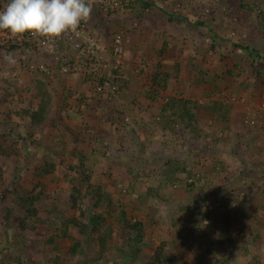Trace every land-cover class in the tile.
<instances>
[{"label": "rangeland", "instance_id": "1", "mask_svg": "<svg viewBox=\"0 0 264 264\" xmlns=\"http://www.w3.org/2000/svg\"><path fill=\"white\" fill-rule=\"evenodd\" d=\"M141 1L130 9L104 12L115 18H109L106 27L112 35L102 33L107 44L116 31L124 34L126 44L119 78L123 87L112 97L98 93L83 72L74 79L83 82L82 89L69 87L71 74L61 72L54 55L0 44V134L24 128L28 137L30 120L22 112L37 107L38 81L43 78L53 98L33 138L64 149L57 158L63 157L62 168L42 178L37 206L42 221L34 230L17 229L13 242L22 241L17 244L28 264H169L165 255L175 257L171 264H219L224 256L231 264H264V59L252 63L235 45L264 53V0H247L255 2L258 11L242 7L241 0H144L154 3L148 6ZM164 41L168 48L160 59L156 52ZM9 55L14 63L5 59ZM158 60L163 70H172L178 60L182 64L179 77H172L152 100L145 95ZM197 67L213 80L194 81ZM181 95L201 101L198 131H189L182 122L174 124V130L163 124V102ZM69 128L76 130L88 155L79 171L89 178L81 179L79 172L75 178L84 188L102 185L112 205L107 206L104 197L96 206V197L89 195L80 201L81 208L71 206L72 183L65 174L68 164L79 159L71 154L77 140ZM28 140L20 142L21 152L0 151V257L9 227L2 218L5 209L13 207L12 190H30L38 180L34 167L44 152ZM176 160L178 169L171 165ZM198 160L204 162L200 171L195 168ZM218 161L223 169L213 170ZM218 186L223 187L224 203L215 199L213 188ZM118 206L144 229L138 257L127 262L126 254L132 252L128 238L135 232L118 224ZM15 211L23 214L17 207ZM92 212L104 215L101 230L110 232L105 252L96 237H84L75 223H66L83 222ZM65 232L84 237L82 253L68 262L63 256L71 239ZM206 249L211 253L204 257Z\"/></svg>", "mask_w": 264, "mask_h": 264}, {"label": "trees", "instance_id": "2", "mask_svg": "<svg viewBox=\"0 0 264 264\" xmlns=\"http://www.w3.org/2000/svg\"><path fill=\"white\" fill-rule=\"evenodd\" d=\"M243 1L241 3L242 7L249 8L250 10H255L258 11V5L255 4V2H249L247 0H241ZM246 1V2H245ZM144 6L151 5L152 3H149L148 1H141ZM113 12H110L109 14H112ZM172 17V16H171ZM263 26H264V15H263ZM211 33H214L213 29H210ZM118 32V31H116ZM108 33V32H107ZM106 33V34H107ZM112 32H109L111 34ZM217 35H213V38ZM236 46L241 47V51L244 54H247V56L250 58L252 63H256L259 59H264V53H261L258 49L253 48L249 45L246 44H240V43H235ZM168 43L167 41H164L160 47L157 49L156 54L160 59H162L164 56V53L167 50ZM212 46L215 47V43L213 42ZM11 50L19 49L21 48L17 44H11L9 46ZM181 62L178 60L174 64V68L172 70H163V65L161 64V60L157 61V64L154 65V71L151 73V78H150V83L148 85V89L146 92V97L148 99L155 100L157 99V96H160L161 90H165L168 87V83L172 77H179V71H180V66ZM44 74H46V71L49 72L47 69L41 70ZM196 76H194V81H207V80H213L212 78H207V73L206 71L201 68L197 67ZM229 72H232L231 69H228ZM75 72L70 71L64 73L65 75L68 74H73ZM86 80L88 82L92 81L95 84H97L98 80L91 74V73H86L85 74ZM103 79V78H102ZM39 84L40 88H38V97H39V103L35 109L28 110V109H23L22 113H25L26 116H28L30 120V124L26 125L28 126L31 131L28 137L25 138L24 135V128H22L21 131L16 132L14 129L9 130L8 132L4 131L2 134H0V151L3 153H9L10 151L17 152L20 149H22V146L20 144L21 141L27 140L30 141L31 143H35L36 149L41 150L43 155L41 156V159L38 160V162L35 164L34 167V173L35 177H38V180L34 184V186L29 190V189H22L21 186L18 188H14L12 190V193L14 194V197L12 199V204L13 207H7L5 209V215H3L5 222L8 223L9 227L6 228L7 231V237L4 240L3 246L1 247L2 249V256L0 257V264H8L11 259H14L16 264H28L26 263L23 258H22V247L21 245L17 243H22V241L17 240L15 243L13 242V234L17 232L18 230H25V229H32L34 230L36 227V224L41 220L39 218V212H38V201L42 199V192L44 189V181H42V178H45L46 176L55 174L60 168L63 166V157L61 160H58V156H63L64 155V149L59 150L57 149L56 146H50L48 144V141L45 142L43 140H40L38 138H33V132L36 131L38 128L42 127L44 124V121L47 119V116L49 114V107L48 104L50 105L52 102L53 98V93L46 87V81L43 78H39ZM120 82V80H119ZM86 84V83H85ZM123 84H120L119 89H122ZM216 104H219V102H216ZM202 106L201 101L199 99H191V98H185L182 95L181 96H170L168 97L165 102H163L162 107L160 108V114L161 118L163 119V124L164 125H170L172 127V130H174V126L178 124L179 122H182L189 131L194 132L198 131L199 129V123L201 122L200 120V115L197 112V109ZM216 108V106H215ZM214 109V107L212 108ZM208 111V110H207ZM210 111V108H209ZM216 111V110H215ZM21 113V114H22ZM175 124V125H174ZM22 126V125H20ZM27 127V128H28ZM35 128V129H34ZM37 128V129H36ZM198 128V129H197ZM70 129V128H69ZM197 129V130H196ZM70 132L73 133L74 140L79 139V135L76 132V130H71ZM75 134V135H74ZM183 140L185 141L184 137H186V132H183ZM3 138V140H1ZM81 140L75 141L77 145L75 148L72 149L71 154L79 159V162H76V160L70 162L67 167V172L65 176L69 175V180L72 183V189H71V194H70V201H71V206L72 207H80V201L83 200L85 196L91 195L92 197L95 198L94 204L97 206L106 198L107 206L112 205L113 203V198L109 194H105L103 190V186L100 184H89L87 187H83L81 180H77L75 178L76 173L79 172L81 175V179L85 178L88 179L89 175L85 174L81 171H79L80 166H84V162H86L87 159V153L84 150V148L81 147L80 144ZM207 143V147L209 142ZM41 146V148L39 147ZM204 145L205 141H204ZM213 148V147H211ZM25 150H27V146L25 145ZM29 153L33 151V149L28 150ZM198 160V162H195L196 169L197 171H200V168L202 169V166L204 162L201 160ZM180 161L176 160L175 164H171L175 169H178ZM194 164V162H193ZM170 163L168 164V166ZM216 165V166H215ZM221 165L220 168H218ZM167 166V167H168ZM193 165H191L192 167ZM213 166V165H212ZM223 164L222 162L218 161L212 169L214 170L215 168L220 170L223 169ZM170 167V166H169ZM190 167V166H189ZM188 167L186 164H183V171H187ZM225 180V179H223ZM222 186V185H221ZM214 194H215V199L217 202L224 203V190L223 187H214ZM105 197V198H104ZM18 208V210L23 212L17 213L15 211V208ZM188 207V206H186ZM3 209V208H2ZM82 214H85V211H82ZM116 217L118 219V224L125 230V231H134L135 235L134 236H129V246L132 249V252L127 255L126 262L129 259H136L138 256V253L140 251V245L143 242V234H144V229H143V223L141 221H136L132 222L128 218V213L126 208L122 206H118L117 209V214ZM105 222V217L101 213H96L92 212L89 215L86 216V219L83 222H78L76 219H71L69 222L67 221L66 223H75V226L79 228L78 234L84 235V237H87L89 235L96 237L98 240V244L100 247L101 252H105L108 247V237L110 235L109 230H101V225L102 223ZM76 235H69L67 232H65V235L70 237L71 239V244L69 248L67 249L66 254L63 256L65 261H71L74 257H76L78 254H81L83 249H82V244L84 237L82 236H77ZM53 237V236H52ZM52 237L50 238L52 240ZM82 237V238H81ZM86 239V238H85ZM19 241V242H18ZM247 249V246L245 247ZM6 249H14V252L12 253H6ZM159 253V251L157 250ZM211 253L210 249H206L205 253L203 254L204 257H206L208 254ZM201 257V259L203 258ZM165 259L169 264L170 262L174 261L175 257L174 256H166ZM94 260V259H93ZM98 261V260H97ZM219 264H231L229 256H224L219 258L218 260ZM37 264L36 262H34ZM103 264V263H100ZM152 264V263H148ZM255 264H258V261L255 262Z\"/></svg>", "mask_w": 264, "mask_h": 264}, {"label": "built area", "instance_id": "3", "mask_svg": "<svg viewBox=\"0 0 264 264\" xmlns=\"http://www.w3.org/2000/svg\"><path fill=\"white\" fill-rule=\"evenodd\" d=\"M137 0H95L102 12L130 9ZM0 44H17L34 53L51 55L59 61L61 72L91 73L97 80L96 91L104 96H115L119 78L125 66L126 44L119 31L107 44L105 35L91 30L90 20L81 22L75 33L68 32L57 38L33 36L31 33L13 36L0 30ZM103 78V79H102Z\"/></svg>", "mask_w": 264, "mask_h": 264}, {"label": "clouds", "instance_id": "4", "mask_svg": "<svg viewBox=\"0 0 264 264\" xmlns=\"http://www.w3.org/2000/svg\"><path fill=\"white\" fill-rule=\"evenodd\" d=\"M92 10L89 0H9L0 10V30H7L13 36L31 33L57 38L75 33L81 22L90 18ZM5 59L15 62L11 55Z\"/></svg>", "mask_w": 264, "mask_h": 264}, {"label": "crops", "instance_id": "5", "mask_svg": "<svg viewBox=\"0 0 264 264\" xmlns=\"http://www.w3.org/2000/svg\"><path fill=\"white\" fill-rule=\"evenodd\" d=\"M9 1H1V4H0V10L4 9L7 5ZM89 2L92 4V13H91V16L89 18L90 20V27H91V30L93 31H98L100 32L101 34L102 33H106L109 31L107 27V24H108V21H109V18L111 20L115 19L114 16L113 17H107V15L104 14V12H102L98 6V4L95 2V0H89ZM154 4V3H152ZM155 4H159L158 1H155ZM155 32V31H153ZM109 35H112L109 34V32L107 33V37ZM31 52V51H30ZM33 53V52H31ZM83 74H81L80 72H77V73H73L71 74V77L67 80L68 82V86L69 87H72V88H77V86H79V90L82 89V81H79V80H76L74 81V79L76 78H79L80 76H82ZM81 78V77H80ZM81 85V86H80Z\"/></svg>", "mask_w": 264, "mask_h": 264}]
</instances>
